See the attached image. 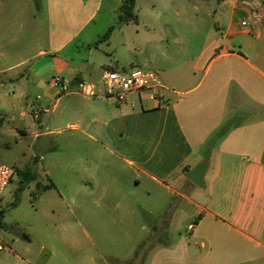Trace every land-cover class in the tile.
<instances>
[{"label":"crops","instance_id":"0c3cea01","mask_svg":"<svg viewBox=\"0 0 264 264\" xmlns=\"http://www.w3.org/2000/svg\"><path fill=\"white\" fill-rule=\"evenodd\" d=\"M43 2L48 47L38 48L34 56L38 62L27 72L15 73L25 81L22 96L28 100L32 127L47 129L42 136H50L62 131L50 129L54 120L64 125L63 131H73V137L95 142L133 186L126 197L137 189L150 196L153 189L158 195L179 196L194 207L185 236L177 225L175 204L159 216L152 226V243L157 246L151 248L150 264L168 259L177 264H264V0H222L212 34L191 28L160 36L150 30L140 39L152 44L145 63L158 74L161 86L132 92L122 103L85 97L74 88L59 96L51 81L59 75L100 84L105 70L126 71L123 65L130 62L111 58L114 47H128L125 24H118L107 41L98 43L103 34L90 26L103 0ZM34 3L0 0V16L11 14L18 20L16 35L25 33L27 25L30 28L36 17ZM243 3H251L253 10L243 8ZM244 21L250 29L241 28ZM107 23L108 30L111 18ZM198 33L204 35L201 46L190 39ZM32 90L42 102L29 101ZM34 107L43 110L38 121L32 116ZM31 133L38 135L36 130ZM202 162L207 163L205 184L198 188L184 174ZM111 190L105 183L101 195ZM198 193L203 200L194 198ZM125 208L119 222L129 227L123 219L130 208ZM2 246L0 252L6 253L0 264H33L7 244Z\"/></svg>","mask_w":264,"mask_h":264},{"label":"rangeland","instance_id":"374dc122","mask_svg":"<svg viewBox=\"0 0 264 264\" xmlns=\"http://www.w3.org/2000/svg\"><path fill=\"white\" fill-rule=\"evenodd\" d=\"M34 2L36 17L23 34H15L18 20L11 14L0 16V70L23 59L29 60L22 68L0 74V115L4 118L0 127V164L15 170L31 169L38 174L37 182L42 186L53 184V187L40 190L32 183L18 194L19 177L15 174L0 204L5 211L0 243L7 244L13 253L33 264H44L49 258L48 264H150L154 256L151 248L157 246L152 243V226L159 216L175 204L177 225L185 236L188 224L193 223L190 215L194 207L179 196L158 195L151 188L150 196H144L142 189H137L134 195L126 197L124 193L133 190V186L126 183L112 164L109 153L95 142L73 137V131H63L64 125L55 124L54 120L50 122V129L62 131H54L50 136H42L47 129L32 127L28 100L22 96L25 81L15 73L27 72L38 62L34 59L38 48L48 47L45 5L43 0ZM123 2L103 0L102 10L90 28L104 34L110 18L109 25H117ZM221 3L222 0H138L135 6L138 21L123 25L127 29L128 47H114L111 58L130 62L123 65L127 72L135 68L151 71L145 62L149 52H153L152 44L140 38L152 32L165 36L170 31L191 28L212 34L217 30L215 13L221 11ZM241 6L253 10L251 3ZM238 17L241 19V12ZM200 34L189 36L196 46L204 43V35ZM117 44L114 40V46ZM170 45L172 49L177 48L173 43ZM100 48L106 50L104 45ZM36 96L32 90L29 101L37 99ZM42 101L43 98L39 102ZM34 130L38 135L31 133ZM105 183L112 190L101 195ZM114 189L120 192L116 194ZM180 191L183 193L185 189ZM17 195L19 202L14 207ZM194 198L203 200L200 193ZM127 206L130 211L123 222L129 223V227L119 222L121 210ZM138 249L141 250L136 254ZM4 253L1 251L0 257ZM161 264L177 263L168 259Z\"/></svg>","mask_w":264,"mask_h":264},{"label":"built area","instance_id":"2783aa9c","mask_svg":"<svg viewBox=\"0 0 264 264\" xmlns=\"http://www.w3.org/2000/svg\"><path fill=\"white\" fill-rule=\"evenodd\" d=\"M241 28L250 29V24L244 21L241 23ZM51 86L59 96L69 93L74 88L78 94L85 97H103L122 103L130 93L160 87L161 82L156 72L135 68L130 72L105 70L100 84L81 80H67L57 75L52 79ZM40 100H42V97L38 96L35 101ZM42 113L43 110L41 108L34 107L32 116L38 121ZM3 121L4 118L0 115V127ZM15 174L16 170L13 167L0 164V204ZM2 249L3 246L0 243V250Z\"/></svg>","mask_w":264,"mask_h":264},{"label":"trees","instance_id":"16d2710c","mask_svg":"<svg viewBox=\"0 0 264 264\" xmlns=\"http://www.w3.org/2000/svg\"><path fill=\"white\" fill-rule=\"evenodd\" d=\"M247 1V0H240V2ZM135 6H136V0H124L123 6L121 8V13L119 14V22L118 24H127L130 22L136 23L138 21V16L135 13ZM117 24V25H118ZM111 26L98 40V43L107 41L114 28L117 26ZM3 123H1V126ZM16 175L19 177V187H18V194L23 192L30 184L36 183L37 187L40 190H46L51 187L52 185H47V186H42L38 180V174L34 172L31 169H22V170H16ZM19 202V196L17 195L16 201L13 203V206L16 207ZM4 218H5V211L0 208V229L5 228V223H4ZM141 249H138L136 251V254H139ZM144 261V260H143Z\"/></svg>","mask_w":264,"mask_h":264},{"label":"water","instance_id":"95a60500","mask_svg":"<svg viewBox=\"0 0 264 264\" xmlns=\"http://www.w3.org/2000/svg\"><path fill=\"white\" fill-rule=\"evenodd\" d=\"M206 170H207V163L202 162L192 170L187 171L184 174V177L192 184H194L196 187L203 188L205 184L204 178H205Z\"/></svg>","mask_w":264,"mask_h":264}]
</instances>
